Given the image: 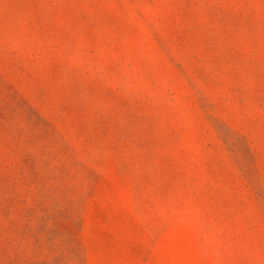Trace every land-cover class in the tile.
Masks as SVG:
<instances>
[{"label": "rangeland", "instance_id": "374dc122", "mask_svg": "<svg viewBox=\"0 0 264 264\" xmlns=\"http://www.w3.org/2000/svg\"><path fill=\"white\" fill-rule=\"evenodd\" d=\"M0 264H264V0H0Z\"/></svg>", "mask_w": 264, "mask_h": 264}]
</instances>
